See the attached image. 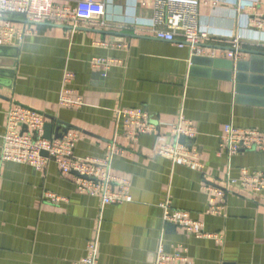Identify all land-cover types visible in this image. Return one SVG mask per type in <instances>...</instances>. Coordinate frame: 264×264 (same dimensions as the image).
Segmentation results:
<instances>
[{
  "label": "crops",
  "instance_id": "1",
  "mask_svg": "<svg viewBox=\"0 0 264 264\" xmlns=\"http://www.w3.org/2000/svg\"><path fill=\"white\" fill-rule=\"evenodd\" d=\"M102 1L101 16L77 19L75 26L14 15L1 20L24 35L0 44V152L6 111H37L52 124L51 137L57 128L79 133L75 156H110L111 174L128 182L132 200L103 205L78 192L53 161L42 170L0 161V264H75L93 239L98 264H153L159 240L165 252L184 254L192 264H264V189L229 186L224 213L213 215L201 187L223 186L227 175L236 178L243 170L264 176V153L241 150L228 157L219 145L227 123L264 133V92L243 87L236 93V81L221 68L248 60L245 50L264 51V28L241 27L240 16L264 21V0H198V22L210 31L202 57L218 60L213 74L191 64L186 45L153 36L152 0ZM230 33L240 36L243 50L232 58L226 54ZM93 58L112 62L102 74L92 68ZM66 71L74 74L68 87L81 107L58 104ZM118 108L143 109L154 130L126 137L129 128L116 124ZM179 116L196 131L187 145L198 151L200 167L156 154L174 143L168 124ZM48 192L64 201L50 202ZM165 201L221 239L165 224Z\"/></svg>",
  "mask_w": 264,
  "mask_h": 264
},
{
  "label": "built area",
  "instance_id": "2",
  "mask_svg": "<svg viewBox=\"0 0 264 264\" xmlns=\"http://www.w3.org/2000/svg\"><path fill=\"white\" fill-rule=\"evenodd\" d=\"M198 7V0H152L153 17L150 27L153 36L163 41L173 42L180 47L186 45L189 48L190 59L206 55L202 43L210 36V31L199 24ZM103 13L102 0H0V44L12 37L22 39L24 35L8 23L1 22L7 15L20 16L32 22H70L72 26H75L77 19L99 17ZM240 16L241 27L246 29L251 27L255 31H261L264 28L263 20L245 14ZM228 37L230 49L226 54L232 58L241 48V40L240 36H233L231 33ZM213 53L210 52V54ZM110 62L112 61L105 58H93L91 66L104 74ZM73 77L72 72L63 73V88L58 97L60 106L77 108L83 105L81 97L75 95L68 87ZM115 113L117 127L129 128L125 132L126 137L135 139L141 134L154 130L148 113L141 108H118ZM45 122L44 115L37 111L22 106L10 107L6 111L0 161L26 164L35 170H42L49 161H53L62 175L72 176L78 192L97 197L103 205L131 202L128 182L111 174L110 156L104 158L75 156L74 147L79 133L67 131L60 137L46 139L43 137ZM168 127L174 137V143L159 146L156 154L167 158L172 163L200 167L198 151L187 145L196 136L192 123L183 116H179L178 120L168 124ZM181 137L184 138L185 143L180 142ZM219 145L228 157L241 150L264 153V133L254 129H241L227 123L223 126ZM41 152L47 155L43 156ZM233 185L260 191L264 189V176L257 172L248 173L243 170L236 178L227 175L223 186L203 183L202 190L210 196L206 210L209 214L224 213L226 190ZM45 197L52 203L64 201V198L50 192L45 193ZM160 208L165 224H173L196 237L221 239L218 234L203 232L199 221L193 219L187 211L170 208L168 201L162 202ZM97 249V240L89 241L85 257L75 264H98ZM153 264H192V262L184 254L172 255L165 252L159 240L154 252Z\"/></svg>",
  "mask_w": 264,
  "mask_h": 264
},
{
  "label": "water",
  "instance_id": "3",
  "mask_svg": "<svg viewBox=\"0 0 264 264\" xmlns=\"http://www.w3.org/2000/svg\"><path fill=\"white\" fill-rule=\"evenodd\" d=\"M243 51V50H238ZM245 53L250 54V57L246 61H240L235 63L227 62L226 66L221 68L227 69L225 77L230 80L234 78L237 83L236 93L240 92L241 88H246L250 92H255L257 95H263L264 92V51L261 50H245ZM218 60L208 57L195 56L191 59V64L194 67H201L206 73H215L219 68ZM213 69V70H212ZM245 91V90H244ZM52 124L45 122L43 137L46 139L51 138ZM61 132L57 128L54 137H60ZM184 138H180V142H183ZM41 155L46 156L45 152H41Z\"/></svg>",
  "mask_w": 264,
  "mask_h": 264
}]
</instances>
